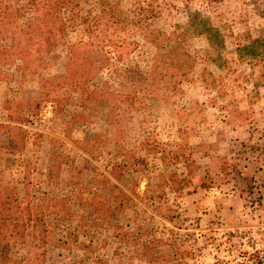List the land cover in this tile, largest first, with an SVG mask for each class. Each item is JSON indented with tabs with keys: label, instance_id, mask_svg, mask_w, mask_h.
<instances>
[{
	"label": "rangeland",
	"instance_id": "rangeland-1",
	"mask_svg": "<svg viewBox=\"0 0 264 264\" xmlns=\"http://www.w3.org/2000/svg\"><path fill=\"white\" fill-rule=\"evenodd\" d=\"M4 1L0 187L47 228L3 223L4 252L264 264V0H63L60 30L47 0Z\"/></svg>",
	"mask_w": 264,
	"mask_h": 264
},
{
	"label": "trees",
	"instance_id": "trees-1",
	"mask_svg": "<svg viewBox=\"0 0 264 264\" xmlns=\"http://www.w3.org/2000/svg\"><path fill=\"white\" fill-rule=\"evenodd\" d=\"M63 0H47L44 5H34V11L39 12V10H43L49 14V12L53 13V17L55 16V21L57 22L60 30V9L59 4ZM17 28L16 23V14L13 6L10 2H5L4 0H0V39H6L10 36L11 33H14ZM50 33H55L50 31ZM79 68H82L81 64H78ZM100 68V66L98 67ZM82 77H90L91 75L87 71V69H82ZM10 105V106H9ZM7 106L8 109L12 108V105L9 104ZM11 121V117H10ZM15 125H11L9 123H1L0 122V132L2 130L8 131ZM30 179L26 176L25 187L27 188ZM7 191L6 188L0 187V238H1V225L3 223L11 224V231L15 238V240L19 242H24L29 240L32 245H38L44 243L47 239L46 234V223L42 213L38 210L32 209V205L30 203L23 204V202L17 200L12 196H9L4 192ZM32 215V217H31ZM26 216L31 217L30 222L26 221ZM29 225V226H28ZM1 242V239H0ZM18 259L4 252L2 245L0 243V264H18Z\"/></svg>",
	"mask_w": 264,
	"mask_h": 264
}]
</instances>
